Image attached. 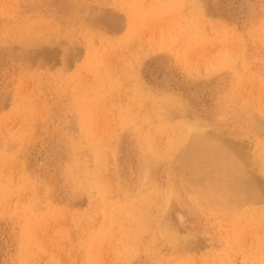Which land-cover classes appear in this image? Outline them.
I'll list each match as a JSON object with an SVG mask.
<instances>
[{
	"label": "rangeland",
	"instance_id": "rangeland-1",
	"mask_svg": "<svg viewBox=\"0 0 264 264\" xmlns=\"http://www.w3.org/2000/svg\"><path fill=\"white\" fill-rule=\"evenodd\" d=\"M164 100L259 156L264 0H0V264H264L263 200L212 206L168 169L187 138L148 165L186 131L159 127Z\"/></svg>",
	"mask_w": 264,
	"mask_h": 264
},
{
	"label": "bare ground",
	"instance_id": "bare-ground-1",
	"mask_svg": "<svg viewBox=\"0 0 264 264\" xmlns=\"http://www.w3.org/2000/svg\"><path fill=\"white\" fill-rule=\"evenodd\" d=\"M52 60V59H51ZM168 102L170 101H167V100H164L163 102H157L156 103V107H157V115L161 116L164 120L163 122H161L159 124V127L161 128L162 126V130H172L173 131H177V129L179 128H185V132L183 131L182 133L183 134H180L178 135L177 133V137H173V138H168V139H164V141L168 140V144L165 146L164 148V154L163 152H160L158 150V148L160 149V144L158 145V143H156V146L155 144H150L148 146V144H146L147 148L149 149V147L151 148L150 152H152V157H150L149 161H148V165L154 163V161L156 159L159 158V156L161 155H168V157H171V154H172V151L174 152V149L176 148L177 149V146L180 144V143H184V139H189V142H188V145H187V148L185 151H183V155L180 156V158L176 161V162H171L169 163V167L168 169H174L175 166L177 165L178 166V169L179 171H189V174L190 176L188 177V180H187V185L188 184H191L193 186L196 187L197 191L199 192L198 194H201L202 196L206 197L207 200L211 201V204L212 206L214 205L215 208L217 206L220 207V209H223L224 207L225 208H236L237 206H240L242 204V202L248 200V201H255L256 199L257 200H263L264 201V185H258L256 183H254V181H252V177L248 176L247 175V171H249L248 168H250L248 166V164L250 165V161H254L255 164H258V167H259V170L261 169H264V139L263 141H261L259 143L260 147H261V150H259L260 152V155H255L257 157L255 158H250V156L244 154L240 148H237V147H234L232 144H233V141H232V144L230 142H228L226 139L218 136L216 133V135H213V134H206V133H202L200 131H197V132H193L192 131V127H191V124H187V123H184V122H181V120L178 122V123H172L171 121L167 120V117H168V114L170 113V106L168 105ZM155 106V105H154ZM155 110V109H153ZM172 110V109H171ZM173 113V112H172ZM154 117V116H153ZM158 117V116H157ZM170 117V115H169ZM172 117V116H171ZM170 117V119H171ZM151 119V118H150ZM149 119V120H150ZM173 120V118H172ZM176 121V120H174ZM183 121V120H182ZM186 122V121H185ZM156 125H158L157 123H155ZM154 125V124H153ZM155 125V127H156ZM154 127V126H153ZM159 129V128H158ZM157 129V130H158ZM161 129H159L158 131H161ZM176 129V130H175ZM155 130V129H154ZM214 130V129H213ZM216 130V129H215ZM166 131H162L163 132V135H164V132ZM180 131V130H178ZM177 131V132H178ZM219 131V130H218ZM161 132V134H162ZM168 132V131H167ZM159 133V132H158ZM180 133V132H179ZM172 134V133H171ZM175 134V132L173 133ZM172 134V135H173ZM154 135V134H152ZM156 135V134H155ZM154 135V136H155ZM165 135L167 136V134L165 133ZM169 135V134H168ZM158 136V135H157ZM230 136V135H229ZM165 137V136H164ZM153 138V137H152ZM152 138L150 137V139L152 140ZM155 138V137H154ZM237 138V137H236ZM149 139V138H148ZM149 139V140H150ZM163 139V138H162ZM235 141V140H234ZM152 143V142H151ZM163 144V143H162ZM98 145V144H97ZM165 145V142L164 144ZM101 146V145H100ZM162 146V145H161ZM183 146V145H181ZM99 147V146H97ZM158 147V148H157ZM259 147V146H257ZM95 148V147H94ZM167 148V149H166ZM180 149V148H179ZM96 150V151H95ZM95 150L93 151L91 149V153L92 155H96L95 157L98 158V151L97 149L95 148ZM156 151V152H154ZM249 151V150H247ZM253 151V149L251 150ZM258 151V150H257ZM246 152V151H245ZM254 152V151H253ZM256 152V151H255ZM174 153H177L174 152ZM248 154V152H246ZM250 153V151H249ZM149 154V153H148ZM151 154V153H150ZM178 154V153H177ZM251 154V153H250ZM81 155V154H79ZM254 155V153H253ZM252 156V154H251ZM82 157V156H81ZM167 157V156H166ZM174 157V156H173ZM254 157V156H253ZM82 159V158H81ZM163 159V158H162ZM166 159V158H165ZM79 160V158L77 159V161ZM170 160V159H169ZM76 161V160H75ZM81 161V160H80ZM161 161V160H160ZM171 161V160H170ZM147 162V161H146ZM254 162H252L254 164ZM80 163V162H79ZM78 164V163H77ZM252 166H255L253 165ZM83 165V164H82ZM248 166V167H247ZM251 166V168H252ZM147 167V165H146ZM247 167V168H246ZM257 167V166H256ZM81 168V167H80ZM79 168V169H80ZM255 168V167H254ZM83 169V168H81ZM89 169V168H88ZM177 169V168H176ZM247 170V171H246ZM251 170V169H250ZM150 170H148L146 173H149ZM256 172V170H254ZM102 172V170H101ZM186 172V171H185ZM261 172V171H260ZM144 173V172H143ZM146 173H145V177H146ZM259 173V172H258ZM184 174V173H183ZM188 174V173H187ZM252 174V173H251ZM250 174V175H251ZM95 175V174H94ZM185 175V178H186V174ZM263 175V173H262ZM97 176V175H96ZM99 176V175H98ZM254 176V175H253ZM260 176V175H259ZM183 177V176H182ZM255 177H258V176H255ZM179 178V177H178ZM262 178V177H261ZM174 179V178H173ZM257 179V178H256ZM175 180V179H174ZM258 180V179H257ZM262 180V179H261ZM100 181V180H99ZM158 182L157 180H154V182ZM179 181V180H178ZM155 182V183H156ZM259 183V182H258ZM262 183V182H261ZM143 184V183H142ZM176 184V183H175ZM174 184V185H175ZM180 184V183H179ZM258 185V186H257ZM85 186V185H84ZM83 186V188H84ZM90 186V185H89ZM177 186V184H176ZM175 186V187H176ZM185 186V185H184ZM190 186V185H188ZM187 186V187H188ZM168 187V186H167ZM166 187V188H167ZM152 188V187H151ZM171 188V187H170ZM179 188V187H178ZM181 188V187H180ZM82 189V187H81ZM159 189H161L159 187ZM182 189V188H181ZM193 189V188H191ZM82 190H85V189H82ZM88 190V188L86 189V191ZM150 190V189H148ZM156 187H154V190L151 189L150 193H144L145 195L142 197L143 200L146 199L149 200V203L147 204L146 207H144V204L141 200V198L138 200V201H141L142 204H136L134 205V208H138V209H142L144 211H147L149 212V206L151 205V203L153 201H155L158 197L157 194L159 193H156ZM162 190V189H161ZM172 190V188H171ZM186 190L188 191L189 189L186 188ZM181 191V190H180ZM179 191V192H180ZM192 191V190H191ZM159 192V191H157ZM162 192V191H160ZM165 192V191H164ZM167 192V190H166ZM163 193V192H162ZM189 193V191L187 192ZM185 193V194H187ZM143 194V193H142ZM191 194V193H189ZM193 194V193H192ZM191 194V195H192ZM189 195V196H191ZM161 200L159 201H163L164 202L168 199L169 201V198L168 196L169 195H159ZM141 197V196H140ZM192 197H194L192 195ZM195 198V197H194ZM200 198V196H199ZM195 200V199H194ZM196 201V200H195ZM194 201V202H195ZM199 201V200H198ZM193 202V203H194ZM261 202V201H260ZM163 203V202H162ZM167 204V203H165ZM252 205V204H251ZM163 206V205H162ZM165 206V205H164ZM164 206H163V211H164ZM193 206V205H192ZM211 206V207H212ZM210 207V206H209ZM133 208V210H134ZM137 209V210H138ZM137 210H135L134 214H132L133 218H134V221L135 223H138V224H135L136 225H140L141 227L142 226H146L148 225L149 223V220L151 219V216H147L148 220H146V216L143 217L140 212H138ZM161 211V209H160ZM159 211V212H160ZM144 214L146 212H143ZM142 213V214H143ZM152 214V213H151ZM155 214V213H154ZM153 214V215H154ZM162 214V212H161ZM135 215V217H134ZM146 215V214H145ZM149 215V214H148ZM156 215H159V217L161 216L160 213L156 214ZM154 215V216H156ZM132 218V217H131ZM144 219L146 221H148V223L146 225H143V222L145 223ZM132 220V219H131ZM154 220V218H153ZM157 220V221H156ZM161 220V218H160ZM157 223H158V216L157 218H155V220ZM132 223V222H131ZM162 223V222H160ZM150 224V223H149ZM133 225V223H132ZM155 225V224H154ZM153 225V226H154ZM157 225H160L159 223ZM163 225V223H162ZM150 226V225H149ZM133 227V226H132ZM160 227V226H159ZM164 225L162 226V231L165 230L164 228ZM154 228V227H153ZM175 228V226H174ZM141 229V228H139ZM144 229V227H143ZM158 229V228H157ZM167 229V228H166ZM154 229H152V232H153ZM169 230V229H168ZM177 230V229H176ZM134 231V230H133ZM139 231V230H138ZM157 231V230H156ZM172 231V230H171ZM181 231V230H180ZM141 232V231H140ZM145 232V231H143ZM151 232V233H152ZM159 232V230L157 231ZM168 232V231H165V233ZM176 232V231H174ZM139 233V232H138ZM142 233V232H141ZM140 233V234H141ZM145 234V233H143ZM153 234V233H152ZM169 234V232H168ZM172 235V233H170ZM177 234V233H175ZM182 234V233H181ZM146 235V234H145ZM158 235V234H157ZM161 236V234H159ZM170 235V236H171ZM178 235V234H177ZM176 235V236H177ZM152 236V235H151ZM163 236V235H162ZM183 236V235H182ZM186 236V235H185ZM138 237H139V234H138ZM144 237V236H142ZM157 237V236H156ZM151 238V237H150ZM154 238V236L152 237V239ZM170 239V237H168ZM174 238H176L174 236ZM173 238V239H174ZM178 238V237H177ZM182 238V237H181ZM184 238V237H183ZM152 239L151 240V243H152ZM148 240V239H147ZM154 240V239H153ZM157 240V238H156ZM155 240V241H156ZM168 240V239H166ZM184 240V239H183ZM171 241V239H170ZM177 240L175 239L174 242H176ZM181 241V239L179 240ZM182 242V241H181ZM169 243V241H168ZM171 243V242H170ZM147 244V243H146ZM145 244V246H146ZM186 245V243H184ZM189 244L187 243L186 247L188 246ZM191 245V243H190ZM193 245V243H192ZM195 245V244H194ZM173 246V245H172ZM181 246V245H180ZM184 246V245H183ZM182 246V247H183ZM175 247H176V244H175ZM185 247V248H186ZM190 247V246H188ZM148 248V247H146ZM154 248V247H153ZM159 247H156V250H160V249H157ZM184 248V249H185ZM150 249V248H149ZM181 249V247H180ZM152 250V249H151ZM183 250V249H181ZM153 251L155 252V250L153 249ZM153 251L151 253H153ZM156 253V252H155ZM162 253V252H161ZM158 254V252H157ZM160 254V252H159ZM163 254V253H162Z\"/></svg>",
	"mask_w": 264,
	"mask_h": 264
}]
</instances>
